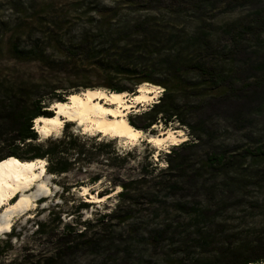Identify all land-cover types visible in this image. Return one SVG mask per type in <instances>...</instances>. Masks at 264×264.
Returning <instances> with one entry per match:
<instances>
[{
	"label": "rangeland",
	"instance_id": "374dc122",
	"mask_svg": "<svg viewBox=\"0 0 264 264\" xmlns=\"http://www.w3.org/2000/svg\"><path fill=\"white\" fill-rule=\"evenodd\" d=\"M102 29L108 37L99 33ZM117 32L121 38L112 39ZM152 66L145 75L150 82L139 83L144 69ZM211 74L220 82L218 89L207 90ZM109 78L136 88L134 93L125 91L130 97L143 84L158 89L155 99L133 108L128 118L158 103L165 85L174 98L189 102L190 108L179 115L186 126L177 119L144 132L163 136L179 131L185 140L158 148L147 136L131 143L65 122L48 138L89 137L110 143L107 151L120 157L132 152L126 172L118 170L122 161H115V168L103 158L88 164L70 151L66 159L73 164L71 171L48 174L50 194L0 234L2 246H10L0 264H177L184 243L195 235L178 230L158 238L155 232L168 224L184 228L199 222L208 244L191 253L200 261L213 259L219 248L229 255L238 244L256 241L257 232L264 229V159L256 154L264 150V0H0L1 87L21 86L29 98L54 104L59 97L68 101L72 93L111 92ZM240 90L245 95L258 92L240 116L232 113L238 109L234 103L220 105L231 111L218 113L197 106L201 98L227 100L239 96ZM48 138L39 135V141ZM199 138L205 143L190 151L185 175L196 176V189L193 183L179 184L159 200H139L128 220L107 226L94 222L122 202L121 188L109 190L115 175L136 178L143 162L165 169L166 154ZM210 145L227 149L232 158L223 171L200 169L205 152L213 149ZM98 176L101 180L93 183ZM18 196L10 203L19 201ZM83 202L89 205L83 207ZM85 221L91 224L83 226ZM69 224L72 229H67ZM41 229L45 235H37Z\"/></svg>",
	"mask_w": 264,
	"mask_h": 264
},
{
	"label": "trees",
	"instance_id": "16d2710c",
	"mask_svg": "<svg viewBox=\"0 0 264 264\" xmlns=\"http://www.w3.org/2000/svg\"><path fill=\"white\" fill-rule=\"evenodd\" d=\"M103 31L104 30L102 29L99 33L103 35ZM120 35L121 33L117 32L111 38L114 40L120 39ZM103 36L108 37V34ZM87 39V36H85L84 41ZM112 44L114 45V42H112L111 45ZM104 49L109 51L108 47H105ZM153 67L154 66L144 69L145 72L142 74L144 76L140 79L141 82L139 83L150 82V80H147L150 79V76L145 75H147ZM204 78V81H206V76H204ZM214 78L215 77L212 76V74L210 78H207V81H210V86L207 87V90L218 89L220 87V82L218 79L215 80ZM109 79L112 83L109 85L110 90L120 93L125 91L131 93L135 92L136 88H125L120 83L114 84L112 78ZM164 89L165 91L160 101L155 103L149 110L138 112L134 115L131 114L128 119L133 127L143 132H148L161 122L168 124L177 119L182 125H187L179 115L184 109L190 108V103L174 98V94L168 86L165 85ZM257 94L258 92H253V94L245 95L243 90H240V95L236 98L219 101H207L206 98H201L197 102V106L210 107L212 113H218L217 111L219 110L231 111V108L227 106H232L234 103L238 109H235L232 113H237V115L240 116L250 107L249 101ZM57 100L58 102L66 101V99L62 97H59ZM225 104H227V106L220 108V105ZM51 105H53L52 100L45 101L42 99L29 98L24 87L19 86L14 89L9 87L3 88L0 86V149H2L0 152V165L8 160L33 161L37 159H48L49 164L47 166V173L63 175L69 173L72 169L73 164L66 159L71 151L76 153L78 159L86 161L88 164L94 163L96 160L98 163V160L103 158L107 166L115 168L119 167L116 165L115 161H122L121 165L123 168L119 167L118 170H124L126 172L124 168L125 165L128 164V160L132 157V152L127 153L124 157H120L116 153L107 151V149L111 147V144L108 142H98L89 137L81 138L70 134H65L61 138H48L44 142L39 141V134L35 128V120L39 117L53 116L54 111L49 110ZM200 126L202 125L200 124ZM207 141L211 142V137H209ZM90 142L93 144L89 145ZM201 142L205 143L199 138V140L187 141L179 146H175L172 149L173 151L166 154L165 161L167 166L165 169H159L153 162H147V164H144L143 162L140 163L141 168L138 169V175L136 178L133 176L123 178L122 173H119V176L118 174L115 175L112 181H110L111 187L109 190L113 191L118 187L121 188L119 196L120 201L122 200V202H119V205L116 206L114 210L108 213H101L100 217L94 222L103 223L107 226V224H111L113 221L123 222L128 220L133 214L134 205L139 204V200H141V203H146L150 199H158L162 196L164 191H172L179 184L184 185L186 183H193V188L196 189L198 184L193 182L194 179H196V176L185 175L188 170V163L192 160L190 151L202 148ZM211 148L213 149H208L207 152H205V160H203L200 169L209 168L214 169L215 171H223L231 164L232 158L227 155V149H224V151H218V148ZM246 153H248V151H246ZM256 154L258 157L264 159L263 149L257 150ZM100 180V176L95 177L93 183H97ZM181 180H184V183H180ZM102 195L104 196V194ZM83 203V207L89 205L86 202ZM151 203L153 202H150V204ZM178 205L182 206L183 203L179 202ZM203 217H205L204 214ZM191 221H193L192 218L189 222ZM89 224H91V222L85 221L82 225ZM192 224H187L184 228L183 225L168 224L164 229L155 232L156 236L162 239L172 232L176 234L178 230H181L180 233L186 236L190 233L195 235V239L188 240L184 243V256L177 264H264V238L260 239L261 237H264V229L257 232L260 237H258L256 241H246L238 244L234 250H230L229 255L225 254L224 251L219 248V252L213 257V259L200 261L193 258L191 251L194 247L206 248L208 238L205 233H200L201 227L199 222H193ZM67 227V229H72L70 224ZM190 228H192V230L189 231ZM216 231V233H219L222 230ZM196 232H198V236L196 235ZM37 235H45L44 230H38ZM76 235L82 236L83 233H77ZM174 236L175 235L171 237L174 238ZM9 247V245L2 246L0 243V258L9 251Z\"/></svg>",
	"mask_w": 264,
	"mask_h": 264
},
{
	"label": "bare ground",
	"instance_id": "6f19581e",
	"mask_svg": "<svg viewBox=\"0 0 264 264\" xmlns=\"http://www.w3.org/2000/svg\"><path fill=\"white\" fill-rule=\"evenodd\" d=\"M157 95V87L150 85L140 86L138 94L131 97L125 92L99 89L72 93L68 101L52 105L54 116L37 118L35 128L41 137L48 138L61 130L65 122H75L84 127L86 132L123 138L131 143L147 136L145 139L158 148L168 142L178 144L184 141V134L179 131H169L163 136L147 135L130 124L128 114L133 108L137 109L143 103L155 99ZM46 161L8 160L0 165V209L5 206L0 211L1 214L5 210L0 215V234L9 232L15 218L28 214L36 207L35 203L40 197L50 194ZM18 194L19 201L10 203Z\"/></svg>",
	"mask_w": 264,
	"mask_h": 264
}]
</instances>
